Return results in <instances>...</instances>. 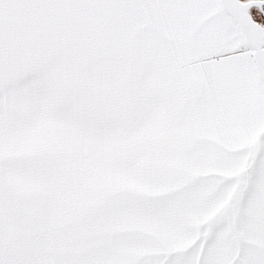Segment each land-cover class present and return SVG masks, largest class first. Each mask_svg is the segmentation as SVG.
<instances>
[{
  "label": "snow or ice",
  "instance_id": "6c2138e0",
  "mask_svg": "<svg viewBox=\"0 0 264 264\" xmlns=\"http://www.w3.org/2000/svg\"><path fill=\"white\" fill-rule=\"evenodd\" d=\"M0 264H264V0H0Z\"/></svg>",
  "mask_w": 264,
  "mask_h": 264
}]
</instances>
